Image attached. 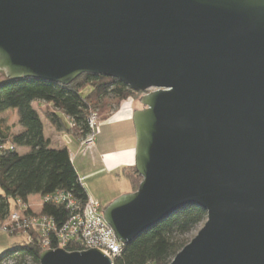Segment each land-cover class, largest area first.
<instances>
[{"label": "water", "instance_id": "water-1", "mask_svg": "<svg viewBox=\"0 0 264 264\" xmlns=\"http://www.w3.org/2000/svg\"><path fill=\"white\" fill-rule=\"evenodd\" d=\"M0 73L116 79L132 116L135 192L103 208L127 245L177 210L206 212L170 264H264V0H0ZM40 264H112L96 249Z\"/></svg>", "mask_w": 264, "mask_h": 264}, {"label": "trees", "instance_id": "trees-1", "mask_svg": "<svg viewBox=\"0 0 264 264\" xmlns=\"http://www.w3.org/2000/svg\"><path fill=\"white\" fill-rule=\"evenodd\" d=\"M140 94L116 79L86 74L70 85L33 78L0 82V222L8 219L19 204L29 205L30 196L41 198L65 193L80 206L87 202V191L77 176L68 149L51 146L44 135L41 117L56 133L81 140L90 134L87 120L93 111L98 110V120L105 121L123 102L138 99ZM37 103L49 105V108L35 109L33 104ZM12 113H16L17 119L10 124ZM17 127L19 131H15ZM20 148L28 152L21 154ZM123 175L132 192L137 191L142 178L135 169L129 168ZM10 201L15 203L13 208ZM39 213L54 217L58 225L68 217L63 205L44 204ZM206 220V212L200 207L188 205L177 210L123 245L113 264H170L188 244L185 237ZM40 254L41 248L33 239L21 249L0 256V263L6 260L13 264H40Z\"/></svg>", "mask_w": 264, "mask_h": 264}, {"label": "built area", "instance_id": "built-area-1", "mask_svg": "<svg viewBox=\"0 0 264 264\" xmlns=\"http://www.w3.org/2000/svg\"><path fill=\"white\" fill-rule=\"evenodd\" d=\"M66 121L69 122V119L66 118ZM87 122L90 134L79 143L82 147L91 148L100 133L98 128L100 121L96 111L90 114ZM40 202V209L44 204L65 206L68 217L58 225L54 217L35 212L29 205L19 204L13 208L8 219L0 222V231L8 236L25 235L28 237V243H32L35 239L41 248V253L56 249L68 253L96 249L112 261V264L120 256L123 244L118 242L115 233L105 222L103 208L98 201L88 197L86 204L80 206L70 195L54 193L52 196L41 197ZM0 264H13V262L5 260Z\"/></svg>", "mask_w": 264, "mask_h": 264}, {"label": "crops", "instance_id": "crops-1", "mask_svg": "<svg viewBox=\"0 0 264 264\" xmlns=\"http://www.w3.org/2000/svg\"><path fill=\"white\" fill-rule=\"evenodd\" d=\"M134 103L138 102L133 98L127 99V101L120 105L115 113L109 116V118H107L105 121L100 122V133L95 140V145L91 148L82 147L79 143L80 140L75 139L73 136L67 135L65 133H56L51 127L58 137L46 138L51 142V146L55 145L53 146L54 148L66 147L68 149L70 156L72 157L73 166L76 156L74 152L70 151L69 147L76 145L77 152L81 150V148L83 150L85 149L89 151L87 154H85L86 156H84L86 159L90 157L89 160L85 161L84 166H81L82 168L78 166L75 168L77 176L80 179L82 185H84L83 183L85 180H91L96 178V176L108 174L110 177H113V179H119L120 176L124 177L128 182V186L130 187L129 192H132V187L126 176L123 175V172L125 170L127 171L129 168H134L135 165L134 160L136 138L133 128L132 116L135 111L142 109V107L141 105L136 107V104ZM33 107L35 109H48L49 105L47 106L44 103H37L33 104ZM19 130V127L15 129V131ZM61 140L64 143L63 146L59 145ZM19 150H22L23 153H21ZM18 152L24 154L27 153L28 150L25 148H20L18 149ZM119 192H121L120 188ZM87 195L94 200L92 192L91 194H88L87 191ZM115 196H119V194ZM29 206L31 205L29 204Z\"/></svg>", "mask_w": 264, "mask_h": 264}, {"label": "rangeland", "instance_id": "rangeland-1", "mask_svg": "<svg viewBox=\"0 0 264 264\" xmlns=\"http://www.w3.org/2000/svg\"><path fill=\"white\" fill-rule=\"evenodd\" d=\"M4 75L0 73V82L4 81ZM88 90H86L84 92V94L87 93ZM155 91V89H149V91L145 92V93H141L138 96V99H135L138 103H134L136 104V107H138L139 104V100L141 98L142 95L148 94L149 92H153ZM97 113L99 114V118H100V112L98 110H96ZM15 115V116H14ZM17 119V115L12 114L11 118H9L10 124L15 123V120ZM41 120L44 124V135H46L47 138H57V134H55V132L52 130V126L50 125V123H47V121L45 120L44 117H41ZM100 120V119H99ZM100 127V126H99ZM98 127V128H99ZM60 146H63L64 143L61 140L59 142ZM55 146V145H53ZM70 148V151L75 153L76 159L74 162V166L75 168L84 166L85 161L89 160L90 157H88L86 159L85 154H87L89 151L87 150H83L81 148V150H79L78 152L76 151V145H72ZM21 153H23L22 150H19ZM84 185V189H86V191H88V194L91 192L93 193V198L94 200L98 201L101 204L102 208L107 207L111 201L113 202L114 200H116L117 198H119V196L121 195H126L129 194L130 192V187L128 186V182L127 180L120 176L119 179H113V177H110L108 174H104V175H99L96 176V178L91 179V180H85V182L83 183ZM117 187V188H116ZM119 188L121 190V192H119ZM95 189V192H94ZM0 194H2L1 188H0ZM119 196H115L118 195ZM116 197V198H114ZM114 198V200H113ZM28 203L31 205L32 209L35 212H39L40 210V198L38 196H30V198H28ZM11 204V208L14 207L15 203H13V201H10ZM204 224H200L195 230H193L192 232H190L186 237L185 240L188 242H190V240H192L194 237L197 236V234L200 232L201 228L203 227ZM26 243H28V237H26L25 235H20V236H8L7 234L3 233L0 231V256L9 253V251H14V250H18L21 249V247L25 246Z\"/></svg>", "mask_w": 264, "mask_h": 264}]
</instances>
